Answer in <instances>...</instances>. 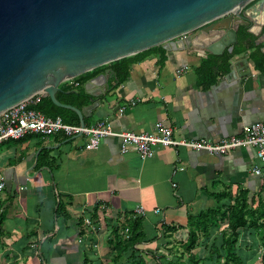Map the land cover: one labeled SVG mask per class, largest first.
Wrapping results in <instances>:
<instances>
[{
    "label": "crops",
    "instance_id": "obj_1",
    "mask_svg": "<svg viewBox=\"0 0 264 264\" xmlns=\"http://www.w3.org/2000/svg\"><path fill=\"white\" fill-rule=\"evenodd\" d=\"M251 29L254 44L264 53V24ZM210 35L196 30L191 48L165 49L160 67L157 53L149 54L111 90L115 81L109 73L108 92L86 118L136 133H151L162 120L176 140L212 143L243 133L253 122L264 123V71L255 68L249 49L234 55L238 62L233 73L229 68L209 87L198 83L196 68L214 54L208 49ZM91 90L97 92L98 85ZM130 100L137 103L128 105ZM122 105L126 108L119 112ZM120 143L108 136L88 148L86 137L62 133L0 143V264H84V252L92 260L110 257L111 227L139 205L145 213L138 223L147 238L141 248L165 251L172 242L185 241L188 215L214 206L217 193L234 197L241 190L256 204L264 199V179L252 171L261 164L253 147L210 154L184 145H158L151 157L142 159L135 150L121 152ZM175 167L180 169L173 173ZM95 208L97 224L87 226L84 219ZM166 227L173 228L172 234L163 240Z\"/></svg>",
    "mask_w": 264,
    "mask_h": 264
},
{
    "label": "water",
    "instance_id": "obj_2",
    "mask_svg": "<svg viewBox=\"0 0 264 264\" xmlns=\"http://www.w3.org/2000/svg\"><path fill=\"white\" fill-rule=\"evenodd\" d=\"M252 1L0 0V113L47 95L82 126L109 90L110 69L83 84L90 103L81 109L57 99L60 84L154 46L191 48L196 30L211 33L212 53L231 52L240 25L252 32L264 24V0ZM230 62L233 73L234 55Z\"/></svg>",
    "mask_w": 264,
    "mask_h": 264
},
{
    "label": "trees",
    "instance_id": "obj_3",
    "mask_svg": "<svg viewBox=\"0 0 264 264\" xmlns=\"http://www.w3.org/2000/svg\"><path fill=\"white\" fill-rule=\"evenodd\" d=\"M236 37L231 52L226 49L221 54H211L201 59L195 72L199 84L204 87L212 85L219 75L229 71L231 57L246 48L250 50L249 58L253 61L255 68L264 71V53L261 51L260 44H254L253 34L247 30L246 26L240 25ZM154 52L158 55V66L160 67L166 60V50L158 45L78 75L72 79L77 84L63 82L60 84L61 90L57 92L56 97L62 103L81 109L90 102V96L83 89V84L88 79L109 68L110 75L115 81L114 84L109 85L111 90L130 77L131 67L134 63ZM28 106L47 116H59L64 122L79 124L78 115L74 111L56 106L47 95H36L28 102ZM84 122L86 125L91 124L87 118H84ZM43 153L47 155L46 150ZM215 197L217 201L214 206L203 209L197 214L188 215L187 236L185 241H178L181 248L178 255L174 253L170 257L158 250L154 253L150 248H141L147 238L144 233V235L142 234L141 225L138 223L140 217L133 218L131 214L124 219L125 222L113 225L110 229L108 245L112 256L106 257L104 261L99 260L98 257H93L94 260H92L84 252L83 263L95 264L94 261H98L100 264H220V260L223 259V264H246V259L240 254L242 244L246 243L245 232L250 233L253 246H257L259 243L264 247V199H258L257 207L254 208L256 200L249 199L246 191L239 190L234 197L230 192H220ZM60 207L61 203L59 202L58 210ZM96 216L97 209L95 208L89 217L92 226L97 224ZM80 222L82 220H78V225ZM125 228H127V232L124 234ZM172 229V227L164 228L161 238L168 239L172 234ZM83 234L84 230L80 229L79 235ZM257 235L258 242L256 241ZM164 244L168 243L164 242ZM201 246H204L203 249L206 251L202 258L197 254V249ZM172 249L174 246L171 243L167 250L171 251ZM185 254L186 260L183 259ZM145 257H148V260Z\"/></svg>",
    "mask_w": 264,
    "mask_h": 264
},
{
    "label": "built area",
    "instance_id": "obj_4",
    "mask_svg": "<svg viewBox=\"0 0 264 264\" xmlns=\"http://www.w3.org/2000/svg\"><path fill=\"white\" fill-rule=\"evenodd\" d=\"M72 80V79H71ZM70 81V80H69ZM74 84L77 82L73 81ZM28 102H21L0 113V143L7 139H22L28 135L42 137L62 133L66 138L86 137V146L95 148L104 137L112 136L120 139V150L126 152L130 149L138 152L142 159L151 157L153 147L158 145H184L191 150L206 151L210 154H226L238 147L250 146L255 149V156L260 165H255L252 171L260 174L264 179V123L253 122L249 124L239 135H230L217 142H208L204 139H181L173 137L172 129L162 120L155 123V130L151 133H136L133 131H117L105 120H98L91 125L71 124L64 122L61 117L47 116L41 111L30 108ZM137 100H130L128 105H135ZM125 105L118 108L124 111ZM180 167H175V173ZM4 186L0 180V189ZM172 186L177 187V182L172 181ZM159 212V209H155ZM145 213L142 205L133 210L132 217H140ZM87 226H91L89 218L84 219ZM127 228L124 229V234ZM81 241V240H79Z\"/></svg>",
    "mask_w": 264,
    "mask_h": 264
},
{
    "label": "rangeland",
    "instance_id": "obj_5",
    "mask_svg": "<svg viewBox=\"0 0 264 264\" xmlns=\"http://www.w3.org/2000/svg\"><path fill=\"white\" fill-rule=\"evenodd\" d=\"M257 207V204L255 203L254 208ZM187 229V228H186ZM245 232V244H242L241 248H240V254L241 256L246 259L247 263L246 264H264V258H262V255H264V247H262L261 245L257 246H253V244L251 243L252 241V237H250V233ZM127 236V234H126ZM187 236V234H186ZM125 238V237H124ZM241 241V240H240ZM256 241L258 242V235L256 237ZM243 243V241H242ZM173 244V242H172ZM174 249H172L171 251L167 250V248H165V251H159L161 253H164L166 255H169L170 257L173 256L174 253H177V255L179 254L181 248L180 245L178 244V241H175V244L173 245ZM204 247V246H203ZM168 251V252H167ZM206 253L205 249H202V246L200 248L197 249V254L198 257L202 258V256H204ZM106 257H101L99 259H102V261L105 260ZM186 258V254L183 256V259ZM186 260V259H185ZM95 264H100L98 261H94ZM220 264H223V259L220 260Z\"/></svg>",
    "mask_w": 264,
    "mask_h": 264
},
{
    "label": "flooded vegetation",
    "instance_id": "obj_6",
    "mask_svg": "<svg viewBox=\"0 0 264 264\" xmlns=\"http://www.w3.org/2000/svg\"><path fill=\"white\" fill-rule=\"evenodd\" d=\"M257 0H254V1H252V2H250L247 6H250V5H252L254 2H256Z\"/></svg>",
    "mask_w": 264,
    "mask_h": 264
}]
</instances>
